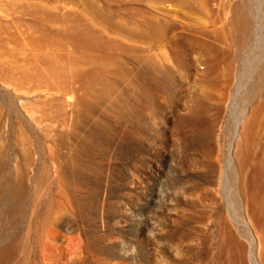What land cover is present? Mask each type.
Masks as SVG:
<instances>
[{
	"label": "rangeland",
	"instance_id": "obj_1",
	"mask_svg": "<svg viewBox=\"0 0 264 264\" xmlns=\"http://www.w3.org/2000/svg\"><path fill=\"white\" fill-rule=\"evenodd\" d=\"M24 1L0 0V71L58 30ZM72 2L118 64L107 88L0 76V264H262L242 182L264 189V0ZM119 17L127 37L97 23Z\"/></svg>",
	"mask_w": 264,
	"mask_h": 264
},
{
	"label": "bare ground",
	"instance_id": "obj_2",
	"mask_svg": "<svg viewBox=\"0 0 264 264\" xmlns=\"http://www.w3.org/2000/svg\"><path fill=\"white\" fill-rule=\"evenodd\" d=\"M72 1H24L25 5L33 9V11L47 14L46 22L49 26L56 27L58 30L55 33L46 30L40 31V29L38 35L32 34L27 38L25 46L19 44L18 41H8L5 48L6 64L3 65L4 68L0 71V76L10 79L11 82L4 83L13 86L17 92L23 93L40 89H52V87L57 88V86L62 90H67V88L75 86L76 82L91 85L95 80L107 88L106 84L108 83L104 82L101 77L103 70L108 68L112 69L118 63H116L111 54L102 50L100 46L102 39L90 30L87 26V20L85 18L75 17L71 8L66 6L67 4L73 3ZM151 1L157 4L165 1L176 2L187 12H192V3L197 4L205 12H208L212 5L211 0ZM93 23L96 22L94 21ZM97 23L110 29L117 36L127 37L121 31L123 29L122 27H125L126 24L121 17L116 21V25H112L111 27L100 21ZM3 43V40H0V48H2ZM109 43L113 47L115 46V42ZM161 60H166L165 55L161 57ZM80 98L74 101L70 98H66V100L60 98L54 102V105H50L49 108L50 110L64 112L66 105H71L69 102H75L72 104L74 110L81 105L83 108L86 102ZM89 102L91 103L87 99V108L90 104ZM65 114L68 115L67 113ZM262 149H264V144ZM258 168L264 171V157L258 158L257 162L255 160V168L253 171L255 174L259 173L261 176H264V172H261ZM259 184L255 186L257 191L255 193L251 182L243 176L242 189L246 196V208L256 226L260 244L259 255L262 264H264V189L261 190ZM241 263L244 264L243 257H241Z\"/></svg>",
	"mask_w": 264,
	"mask_h": 264
}]
</instances>
